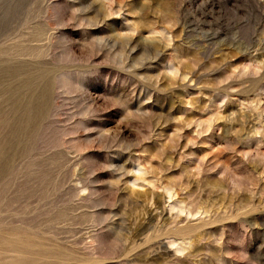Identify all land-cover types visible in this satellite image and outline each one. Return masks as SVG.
<instances>
[{
	"label": "rangeland",
	"instance_id": "1",
	"mask_svg": "<svg viewBox=\"0 0 264 264\" xmlns=\"http://www.w3.org/2000/svg\"><path fill=\"white\" fill-rule=\"evenodd\" d=\"M0 264H264V0H0Z\"/></svg>",
	"mask_w": 264,
	"mask_h": 264
},
{
	"label": "bare ground",
	"instance_id": "2",
	"mask_svg": "<svg viewBox=\"0 0 264 264\" xmlns=\"http://www.w3.org/2000/svg\"><path fill=\"white\" fill-rule=\"evenodd\" d=\"M36 109V106L34 104H32L30 110L31 111H35ZM153 186H160L159 184L157 185V181L155 180H150L149 181ZM161 187H163V189L166 191L169 199L172 198L173 196V192H172V187L168 184V183H164ZM171 205L173 208H176L178 210V212H185L187 215H196L198 213H205L206 211H203V210H197L193 213V211L189 210V209H186L185 206H183L180 201H177V200H174L173 202H171ZM179 247L177 248V251H181L182 249H184V246H182L181 244L178 245ZM188 246V245H187Z\"/></svg>",
	"mask_w": 264,
	"mask_h": 264
}]
</instances>
